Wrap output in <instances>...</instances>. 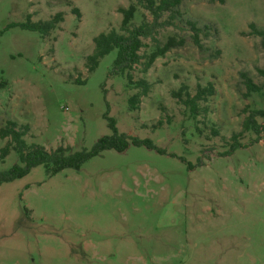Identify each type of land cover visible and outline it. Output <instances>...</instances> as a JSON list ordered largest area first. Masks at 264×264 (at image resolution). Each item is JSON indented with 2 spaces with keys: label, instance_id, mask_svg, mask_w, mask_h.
<instances>
[{
  "label": "rangeland",
  "instance_id": "obj_1",
  "mask_svg": "<svg viewBox=\"0 0 264 264\" xmlns=\"http://www.w3.org/2000/svg\"><path fill=\"white\" fill-rule=\"evenodd\" d=\"M130 4V28L152 22L134 0H0V129L12 121L27 130V146L73 153L111 134L106 114L119 134L163 151L129 145L79 171L49 177L39 166L1 185L0 264H264V121L259 136L242 130L264 110V89L247 94L241 76L264 83V52L247 35L249 24L264 30V0L183 1L179 17L164 14L140 55L170 37L184 45L146 72L133 68L132 80L150 87L134 110L138 90L108 76L115 50L87 67L97 35L124 34L119 10ZM57 14L47 36L16 26ZM187 21L209 27L202 49ZM207 84L213 96L192 112L185 102ZM18 163L11 151L0 172Z\"/></svg>",
  "mask_w": 264,
  "mask_h": 264
},
{
  "label": "trees",
  "instance_id": "obj_2",
  "mask_svg": "<svg viewBox=\"0 0 264 264\" xmlns=\"http://www.w3.org/2000/svg\"><path fill=\"white\" fill-rule=\"evenodd\" d=\"M138 5L145 9L152 17L150 24H142L139 27L130 28L132 19L136 12V6L130 4L127 9H120L122 15L120 23V31L124 34L115 31L107 33H100L93 39L94 50L91 56L87 57V67L89 72H93L100 59L108 55L112 51H116V56L112 62L109 77L118 76L125 77L127 84L132 85L138 90V93L132 96L129 101L130 109L134 110L135 105L138 104L140 97H145L149 92V84L143 80L133 81L130 72L135 66L142 65V71L146 72L154 61L163 57L167 52L174 48H179L184 45L183 39H175L170 37L163 45H157L148 56L140 55V50L143 47V40L151 39L154 30L162 24H158V20L164 15L168 14L169 19H174L180 16L178 8L183 1L192 0H134ZM210 4H223L224 0H208ZM61 21V14L55 15L52 19L43 22L33 23L30 17L27 16L24 24H18L20 29L35 32L41 36H47ZM169 25V23H165ZM186 25L191 33L190 39L192 43L198 48L202 49L200 37H209V27L204 25L199 28L196 23L187 21ZM249 32L247 35L259 39L260 47L264 52V30L257 28L254 24L248 25ZM144 60V62H142ZM260 77L264 79V69L257 70ZM247 94L259 93L264 89V83L261 86L255 85L245 74L241 75ZM214 94L212 84H207L206 87H198L193 98L188 99L185 103L190 105L192 112L196 113L197 103L205 101L207 97ZM103 119L107 122V127L111 134L99 138L89 150H81L78 152L69 153L67 148L58 147L53 151L47 152L43 147L38 145L27 146L24 141V136L27 132L25 128H18L17 124L8 121L5 126L0 129V139L8 140L0 149V162L10 154L15 152L18 156V164L12 165L9 169L0 172V186L12 181L21 179L28 175L30 171L36 167H43L47 176L52 177L63 170L79 171L80 168L89 160L97 157L105 151H114L117 153L124 152L129 145L134 147H145L147 150L155 151L163 154V151L157 148L148 140H139L134 137H129L125 134H119L115 122L112 118L105 114ZM257 119L264 121V110L252 111L246 117L242 124L244 132H251L259 136L262 126L257 123ZM216 133V132H214ZM242 132L233 135L231 142L233 147L231 151L240 147L238 139Z\"/></svg>",
  "mask_w": 264,
  "mask_h": 264
}]
</instances>
